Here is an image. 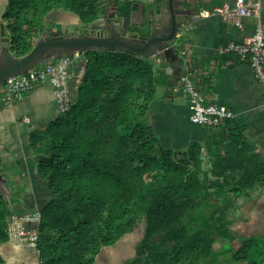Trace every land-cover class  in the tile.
<instances>
[{
	"label": "trees",
	"instance_id": "1",
	"mask_svg": "<svg viewBox=\"0 0 264 264\" xmlns=\"http://www.w3.org/2000/svg\"><path fill=\"white\" fill-rule=\"evenodd\" d=\"M108 1L121 10L131 5ZM100 5L7 0L2 20L9 53H28L51 11L71 12L87 28ZM81 56L84 71L70 106L29 135L37 177L50 193L36 226L37 262L96 264L103 249L142 225L123 264H263L259 237H240L233 228L240 200L264 188V160L233 118L210 128L203 146L191 141L179 151L166 149L147 119L163 72L132 52ZM214 129H221L225 145ZM18 195L0 193V246L9 239ZM0 264H6L1 256Z\"/></svg>",
	"mask_w": 264,
	"mask_h": 264
},
{
	"label": "crops",
	"instance_id": "2",
	"mask_svg": "<svg viewBox=\"0 0 264 264\" xmlns=\"http://www.w3.org/2000/svg\"><path fill=\"white\" fill-rule=\"evenodd\" d=\"M131 3L142 0H129ZM235 0H211L181 37L179 52L189 62L182 66L188 72L207 103H217L230 109L233 121L242 129L244 139L264 160V96L260 84L249 65L234 54L220 55L217 50L229 42H239L250 37L256 27L253 17H244L242 27L236 28L212 10L223 4L233 5ZM55 15L57 12H51ZM79 25V24H78ZM77 25V26H78ZM261 25L264 30V1L261 6ZM154 68L166 76L165 82L157 85L150 103L147 119L162 147L179 151L189 142L203 146L211 133L210 128L189 121L188 98L183 93L179 80L171 78V70L155 58H150ZM69 93L73 95L77 76L84 59L80 54L69 58ZM58 112L53 89L48 82L37 83L25 93L22 100L6 106L0 102V174L5 179V193H17L12 205L15 213L39 212L50 193L47 184L36 174L29 135L40 132ZM225 145L221 129H214ZM208 151L211 153V149ZM202 154L206 152L202 149ZM256 194V195H255ZM250 199L240 200L243 212L238 216L240 226L258 225L259 231L239 233L242 237L259 234V251L264 253V188ZM245 211V212H244ZM31 227V224H26ZM14 239L3 244L4 255L15 247ZM23 259L33 260L32 249ZM264 264V263H263Z\"/></svg>",
	"mask_w": 264,
	"mask_h": 264
},
{
	"label": "water",
	"instance_id": "3",
	"mask_svg": "<svg viewBox=\"0 0 264 264\" xmlns=\"http://www.w3.org/2000/svg\"><path fill=\"white\" fill-rule=\"evenodd\" d=\"M101 0L98 18L86 32L73 34L43 30L31 50L21 57L8 51L0 41V84L51 60L70 58L86 51L132 52L143 58H155L171 70V78L180 80L188 72L181 70L189 62L179 52L181 37L200 11L211 0H142L128 10L117 3ZM0 28H2L0 26ZM8 42V38L5 39ZM5 179L0 174V193L5 195Z\"/></svg>",
	"mask_w": 264,
	"mask_h": 264
},
{
	"label": "built area",
	"instance_id": "4",
	"mask_svg": "<svg viewBox=\"0 0 264 264\" xmlns=\"http://www.w3.org/2000/svg\"><path fill=\"white\" fill-rule=\"evenodd\" d=\"M264 0H235L233 5L223 4L210 12L220 15L223 20L236 28L242 27L244 17H253L256 27L253 34L239 42H229L219 47L220 55L234 54L239 60L246 62L254 72L264 96V30L261 25V6ZM69 58H59L38 67H33L24 73L7 78L0 84V102L6 106L23 99L26 92L37 83L48 82L52 89L57 112H64L71 103L69 93ZM84 71V63L80 66L77 83ZM180 85L188 98L189 121L192 124L215 128L223 121L232 119L233 112L217 103H207L189 75L182 77ZM264 106V100H263ZM40 218L39 212L32 214H11L8 219V236L21 242L26 248L36 249L38 232L36 226ZM31 224V227L26 224ZM38 263V262H37ZM39 264V263H38Z\"/></svg>",
	"mask_w": 264,
	"mask_h": 264
},
{
	"label": "rangeland",
	"instance_id": "5",
	"mask_svg": "<svg viewBox=\"0 0 264 264\" xmlns=\"http://www.w3.org/2000/svg\"><path fill=\"white\" fill-rule=\"evenodd\" d=\"M7 9V0H0V21L2 22V16ZM57 13L47 14L51 16V20L49 22H45V19L41 21V25L47 27L48 29L59 28L60 33L64 34H73L76 26L79 24L77 17L68 11L64 10H56ZM36 41V38H33V45ZM40 66L41 64H37ZM6 194V193H5ZM253 193L251 196L254 197ZM256 195V194H255ZM243 210L239 209L237 216H239ZM245 212V211H244ZM233 228L238 233H248V231H259L258 225H249V226H240L238 218L235 220ZM142 234V225L136 228L133 232L128 233L121 237L116 244L111 247H107L103 249L101 254L98 256L96 264H123L127 260H129L133 255V250L135 245L138 243ZM241 237V234H239ZM259 237V234L256 235ZM236 244V243H235ZM234 244V245H235ZM15 247L11 250L7 255H4L3 245L0 246V256L4 260L6 264H38L36 257L33 260H25L23 259L29 253L26 249L23 248V244L19 241H14ZM245 264V263H240Z\"/></svg>",
	"mask_w": 264,
	"mask_h": 264
},
{
	"label": "flooded vegetation",
	"instance_id": "6",
	"mask_svg": "<svg viewBox=\"0 0 264 264\" xmlns=\"http://www.w3.org/2000/svg\"><path fill=\"white\" fill-rule=\"evenodd\" d=\"M6 12V11H5ZM51 12H57L55 10L51 11ZM50 14V13H49ZM52 14V13H51ZM51 20V16L50 15H47L45 17V22H49ZM0 26L2 28H0V41H1V44H5L7 43L8 46H9V42H10V36H9V33L8 31L6 30V27H5V22L4 21H0ZM47 28V27H46ZM47 30L49 31L50 34L52 33H60V29L59 28H51V29H48ZM87 31V28H83L82 25L79 23L78 26H76L75 28V32L77 33H82V32H86ZM8 38V42L5 41V39Z\"/></svg>",
	"mask_w": 264,
	"mask_h": 264
}]
</instances>
